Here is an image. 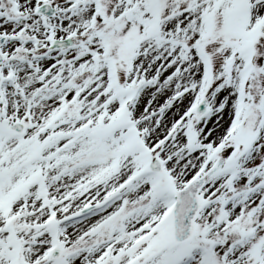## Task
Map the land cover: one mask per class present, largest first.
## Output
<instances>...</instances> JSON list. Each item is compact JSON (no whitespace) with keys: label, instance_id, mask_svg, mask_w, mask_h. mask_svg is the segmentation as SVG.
Wrapping results in <instances>:
<instances>
[{"label":"snow or ice","instance_id":"snow-or-ice-1","mask_svg":"<svg viewBox=\"0 0 264 264\" xmlns=\"http://www.w3.org/2000/svg\"><path fill=\"white\" fill-rule=\"evenodd\" d=\"M0 264H264V0H0Z\"/></svg>","mask_w":264,"mask_h":264}]
</instances>
